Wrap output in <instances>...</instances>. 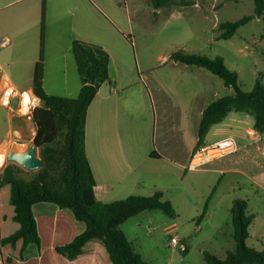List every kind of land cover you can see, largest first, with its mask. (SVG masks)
<instances>
[{
    "label": "rangeland",
    "instance_id": "obj_1",
    "mask_svg": "<svg viewBox=\"0 0 264 264\" xmlns=\"http://www.w3.org/2000/svg\"><path fill=\"white\" fill-rule=\"evenodd\" d=\"M188 1L189 5L185 7L153 10L147 0H45V20L50 19L56 26L58 31L55 30L53 35L63 43L65 51L71 41H79L85 36H105L113 44L125 48L128 73L151 85L149 89L156 109L154 118H149L148 134L154 136L159 151L163 150V139L167 133L171 134L170 129L174 134L184 129L178 123L168 127V124L179 121L174 114L175 108L184 106L190 110L209 91H216L217 97L232 93L231 90H224L222 81L217 77L213 78L215 82L212 83L203 82L195 76H189L186 80L183 73L209 72L173 64L169 60L172 53L180 51L210 59L222 58L228 70L239 73L237 82L242 92H250L257 74L264 73V22L261 19L253 18L240 27L232 40L217 39L220 34L218 24L234 22L253 14L252 0ZM40 5L41 0H0V39L9 40V44L0 50V79L6 75L17 86L31 78L33 67L30 61L38 55ZM123 37L128 41V46L123 42ZM70 61L74 65L73 60ZM164 73H170L171 77H163ZM58 74L63 77L64 73ZM151 74L172 89L168 92L157 90L152 85ZM199 91L201 94L196 98ZM8 113L0 104V153L5 155L0 173L6 165H13L19 177L29 180L39 169L27 171L7 161L6 155L12 144L24 147L32 143L34 123L16 112L12 114L11 126ZM186 131L190 138L195 136V128L188 127ZM60 141L58 138L57 142ZM37 153L39 156V149ZM236 164L235 168L244 172L250 180L230 173L220 184L217 174L192 173L186 167L187 178H191L193 184L197 183L196 190L187 191L185 195L182 191L179 193L181 184L173 175L162 182L163 200H171L176 216L171 219L157 210L145 211L124 222L119 228L133 249H139L148 264H204L203 252L223 258L226 251L234 248L227 204L238 198L246 200L247 211L253 215L246 245L261 252L264 248V159H253L247 154ZM213 188L207 216L196 225V219ZM141 194L150 196L145 195L146 191ZM119 198L114 195L109 200L113 202ZM41 205L32 207L35 216L42 208L49 213L52 212L51 207H55L54 204ZM171 225L175 227L165 231ZM172 234L185 239L186 246L189 245L185 254L170 247ZM36 255L35 245L30 244L23 253V259L35 258Z\"/></svg>",
    "mask_w": 264,
    "mask_h": 264
},
{
    "label": "trees",
    "instance_id": "obj_2",
    "mask_svg": "<svg viewBox=\"0 0 264 264\" xmlns=\"http://www.w3.org/2000/svg\"><path fill=\"white\" fill-rule=\"evenodd\" d=\"M153 10L171 6L185 7L188 0H147ZM253 14L234 22L217 25L218 40L230 39L253 18L264 22V0H252ZM45 0L40 5V25L37 60L33 65L31 91L41 105L32 111L35 134L32 143L39 149L42 167L31 179L18 176L17 168L6 165L0 173V263L1 264H147L134 251L120 226L145 211H160L175 218L171 203L162 193L150 196H128L109 203L94 198L95 181L82 149V132L87 108L100 84L108 81L109 57L101 47L79 41L72 42L81 88L75 99L49 96L42 80L44 68ZM173 64L209 72L222 81L232 93L216 98L201 112L196 129L195 148L211 126L220 123L230 113L253 118V130L264 136V73H258L250 92H242L237 74L224 65L223 59L188 55L180 51L170 55ZM93 76V85L88 79ZM58 138L61 139L57 142ZM153 157V154L151 155ZM211 190L196 219H204ZM35 204L42 208L35 216ZM53 208V209H52ZM234 248L224 258L202 253L204 264H264V248L257 252L246 245L253 215L248 214L247 202L237 199L229 210ZM33 244L37 256L23 260L28 245Z\"/></svg>",
    "mask_w": 264,
    "mask_h": 264
},
{
    "label": "crops",
    "instance_id": "obj_3",
    "mask_svg": "<svg viewBox=\"0 0 264 264\" xmlns=\"http://www.w3.org/2000/svg\"><path fill=\"white\" fill-rule=\"evenodd\" d=\"M55 30L58 31L56 26L51 23L50 19H46L42 86L49 96L75 99L82 84L72 54V41L65 51L63 43L53 35ZM235 35L236 33L228 40H232ZM78 40L101 47L109 57L108 81L100 84L94 99L87 108L82 132L83 153L95 181V200L100 203H109L111 202L110 197L114 195L121 197L118 199L121 200L131 195H144L141 193L145 191L147 193L145 195L159 191L163 198L162 182L168 181L171 175L179 179L181 184V187H178L179 193L182 191L185 195L187 191L196 190L197 183L193 184L192 179L187 178L185 168L195 149L196 129L201 112L210 102L219 98L217 92L209 91L208 95L202 96L197 101V105L192 106L190 110L184 106L175 108L174 114L179 121L168 124V127L178 123L184 129L178 130L177 134H174L170 129L171 134H166L163 139V150L159 151L155 145L154 136L148 134L149 118L150 116L154 118L156 109L149 89L151 85H147L141 78L137 80L134 75L128 73L125 48L113 44L105 36L94 38L85 36ZM122 40L128 46L126 38L123 37ZM70 59L73 60L74 65H71ZM36 60L37 58L30 61L32 67ZM50 73L54 74L50 75ZM56 73L64 74L62 77ZM68 73L77 75L76 77L73 74L69 76ZM183 74H185L183 76L186 80L189 79V76H195L203 82H215L213 79L215 76L210 73ZM236 74L239 77V73ZM162 76L169 78L171 74L164 73ZM149 77L157 90L168 92L172 89L165 82L154 79L153 74ZM31 81L32 76L22 85H13L18 92H32ZM224 90L230 91L226 88ZM200 94V91L197 92L195 97H199ZM8 118L13 126L12 114L8 113ZM247 118L252 117L230 112L220 123L211 126L203 138V145H210L223 138L231 137L239 145V151L236 154L212 161L203 166L205 168L194 170L192 173L217 174L220 176V184L230 173L246 177L244 172L235 168L237 161L247 154L253 159H264V136L253 130V118L251 122ZM188 127L195 128V136L192 138L186 131ZM247 180L250 178L248 177ZM185 198L190 202L187 196H184ZM237 199L234 198L228 202V213L232 202ZM166 200L172 203L171 200ZM174 227L171 225L165 231ZM183 240L185 241V239ZM187 247L189 248V245ZM136 252L147 262L139 249ZM23 260L25 261V259Z\"/></svg>",
    "mask_w": 264,
    "mask_h": 264
},
{
    "label": "built area",
    "instance_id": "obj_4",
    "mask_svg": "<svg viewBox=\"0 0 264 264\" xmlns=\"http://www.w3.org/2000/svg\"><path fill=\"white\" fill-rule=\"evenodd\" d=\"M9 44V40L7 38L0 39V50L5 48ZM12 88L16 93H24L25 91L18 92L13 83L10 81V79L6 75H2L0 79V99L3 98L5 92ZM32 94V92H30ZM16 100V102H14ZM21 95H15L13 98L10 99V103L7 107H5L3 104H1L3 107H5L9 113H19L21 109ZM13 107H15V111L13 110ZM31 114L32 111L28 113L27 116H23L27 118L28 120H31ZM231 137L223 138L213 144L210 145H202L200 147L195 148L189 158L188 164H187V170L194 171L197 169H200L201 167L205 166L206 164L215 161L217 159L230 156L233 154H236L239 151V145L235 141L236 145V151H227V154L225 153L226 146L222 142L229 140ZM173 229V228H170ZM186 242L182 239H180L177 235H171L169 239V245L172 249L178 250L180 253L185 254L187 252V246L185 244Z\"/></svg>",
    "mask_w": 264,
    "mask_h": 264
},
{
    "label": "water",
    "instance_id": "obj_5",
    "mask_svg": "<svg viewBox=\"0 0 264 264\" xmlns=\"http://www.w3.org/2000/svg\"><path fill=\"white\" fill-rule=\"evenodd\" d=\"M93 83L94 77L91 76L88 79L87 84L93 85ZM14 102H16V100ZM6 160L16 163L18 166L23 167L27 171L38 170L43 165L34 143L26 144L24 147L19 144H12L6 155Z\"/></svg>",
    "mask_w": 264,
    "mask_h": 264
},
{
    "label": "clouds",
    "instance_id": "obj_6",
    "mask_svg": "<svg viewBox=\"0 0 264 264\" xmlns=\"http://www.w3.org/2000/svg\"><path fill=\"white\" fill-rule=\"evenodd\" d=\"M15 95H21V109L20 114L23 116H27L30 111H33L35 108H37L40 104L39 97L34 96L30 93V91H25L24 93H16L14 89L9 88L2 99H0V104H3L5 107H7L10 103V99L13 98ZM226 146L225 153L227 154V151H236V145L235 141L231 138L227 141L222 142ZM5 163V155L0 153V167H3Z\"/></svg>",
    "mask_w": 264,
    "mask_h": 264
}]
</instances>
